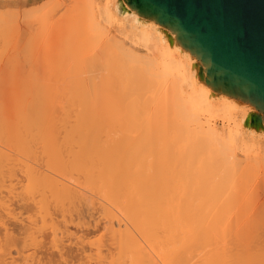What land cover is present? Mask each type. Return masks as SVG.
<instances>
[{"label": "bare ground", "instance_id": "1", "mask_svg": "<svg viewBox=\"0 0 264 264\" xmlns=\"http://www.w3.org/2000/svg\"><path fill=\"white\" fill-rule=\"evenodd\" d=\"M114 1L0 69V264H264V142Z\"/></svg>", "mask_w": 264, "mask_h": 264}, {"label": "water", "instance_id": "2", "mask_svg": "<svg viewBox=\"0 0 264 264\" xmlns=\"http://www.w3.org/2000/svg\"><path fill=\"white\" fill-rule=\"evenodd\" d=\"M113 11L185 62L246 139L264 142V0H115Z\"/></svg>", "mask_w": 264, "mask_h": 264}, {"label": "rangeland", "instance_id": "3", "mask_svg": "<svg viewBox=\"0 0 264 264\" xmlns=\"http://www.w3.org/2000/svg\"><path fill=\"white\" fill-rule=\"evenodd\" d=\"M6 7H8V9L13 13V16H14L13 19H16V22H15L14 29L10 31L11 33L9 34V32H7V34H9V36L6 35L8 37L7 40H2L0 38V54L4 55L3 57L1 56L2 60H0L1 62L0 69L4 67H8L10 79H12L14 77V71L11 68L12 67L11 65L13 64L9 63L10 59H12L10 56H13L12 53L15 54L14 56L17 57L16 59H18L16 65L14 66L19 65L18 66L19 68L22 67L21 69L24 68V70H26L30 68V66H33V65H31L32 63L29 65L30 62H28L27 64V62L25 61L23 62H25L26 64L25 63L22 64V62L19 63L21 61L20 58L21 59L24 58L23 56L26 51L29 52L32 50L33 52L34 51L38 52V50H40L42 46L40 38H37L38 34H41V33L43 34V29L40 28L41 25L39 26V24L41 23H39L38 25L37 23L36 25H32L35 22L31 23L29 21H32L37 16L44 15L45 13H47V19H51V21H53L54 19H59L65 13H70L71 11H69V9L72 8L73 6L69 2H67V0H38L36 2H31L29 4H24L23 0H8L7 2L0 1V11L4 10V8L6 10ZM85 10H86L85 6H80L79 11L77 12L78 15H75V14L73 15L77 16L79 19H88V15ZM39 31H41V33ZM9 53H10V56H9ZM18 53L19 55H21L22 53L21 57L18 55ZM6 56L10 57V59L7 58ZM13 59L15 58L13 57ZM6 62L10 66L9 65L7 66ZM24 65L26 68L24 67ZM27 66L29 67L27 68ZM254 179L257 181L256 178ZM259 190L260 192L258 195L256 194V196L259 197V195L261 194L260 196L261 198L259 197V199H261V201L264 202V198H263L264 197V181L262 183L261 189ZM254 198L256 199V197ZM17 207L18 205L16 204L15 208ZM19 209L17 208L18 211ZM24 212H26V214L28 213L27 211H24ZM0 235L3 236V233H1ZM94 236L96 237L97 235L95 234L93 235V238L95 239Z\"/></svg>", "mask_w": 264, "mask_h": 264}]
</instances>
